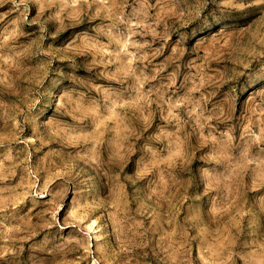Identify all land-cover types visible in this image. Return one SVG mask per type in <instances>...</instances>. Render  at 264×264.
Listing matches in <instances>:
<instances>
[{"label":"rangeland","instance_id":"rangeland-1","mask_svg":"<svg viewBox=\"0 0 264 264\" xmlns=\"http://www.w3.org/2000/svg\"><path fill=\"white\" fill-rule=\"evenodd\" d=\"M0 264H264V0H0Z\"/></svg>","mask_w":264,"mask_h":264}]
</instances>
